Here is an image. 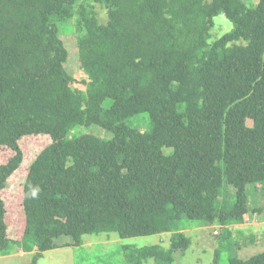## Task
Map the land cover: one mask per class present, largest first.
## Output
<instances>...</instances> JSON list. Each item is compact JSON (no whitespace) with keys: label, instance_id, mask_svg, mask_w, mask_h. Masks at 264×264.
Returning <instances> with one entry per match:
<instances>
[{"label":"trees","instance_id":"16d2710c","mask_svg":"<svg viewBox=\"0 0 264 264\" xmlns=\"http://www.w3.org/2000/svg\"><path fill=\"white\" fill-rule=\"evenodd\" d=\"M219 15L231 27L215 37ZM74 16L82 88L59 37ZM91 126L108 136L75 132ZM28 136L42 147L25 156ZM0 148V255L37 264L85 234L170 232L167 248L124 256L176 264L187 219L220 226L213 264L222 252L264 264V251L242 259L230 244L248 185L264 183V0H0Z\"/></svg>","mask_w":264,"mask_h":264},{"label":"rangeland","instance_id":"374dc122","mask_svg":"<svg viewBox=\"0 0 264 264\" xmlns=\"http://www.w3.org/2000/svg\"><path fill=\"white\" fill-rule=\"evenodd\" d=\"M83 1V0H82ZM248 5H255L258 0H244ZM91 6L97 14L98 21L107 20V10L105 5L91 2ZM217 21L222 19V25L219 32L218 28H212V35H220L231 27L229 20L223 15L216 17ZM59 37L63 40L68 50V57L65 67L76 80L75 87H81V74L78 69L76 58V26L75 16L59 23ZM216 37V36H215ZM140 120V117H133L128 121L132 126H143L148 117L146 114ZM252 121L247 119V125ZM77 133H91L100 137L108 136L106 131L99 126L81 127L75 130ZM42 147V140L39 137L28 136L21 141V148L24 155L33 150ZM9 150L0 148V161L6 159ZM257 184V185H255ZM227 190L233 194L234 190L229 185H224ZM252 187V188H251ZM233 190V191H232ZM249 209L250 213L246 214L242 223L234 224L230 229V244L239 258H248L249 256L264 251V183H254L248 185ZM261 208V211H252L253 208ZM256 213V214H255ZM181 231L190 238L189 247L176 253V264H213L215 250L222 244L218 237L221 228L219 225H206L201 221L183 219L181 221ZM170 232L157 233L147 236H137L129 238H120L115 233L85 234L80 246H64L51 249L42 254L37 260V264H126L124 256V246L142 247L148 245H160L165 248L169 246ZM68 239V237H62ZM31 253L22 251H13L8 255H0V264H29ZM218 264H228L227 253L222 252ZM146 264H151L149 261Z\"/></svg>","mask_w":264,"mask_h":264},{"label":"clouds","instance_id":"9594fccd","mask_svg":"<svg viewBox=\"0 0 264 264\" xmlns=\"http://www.w3.org/2000/svg\"><path fill=\"white\" fill-rule=\"evenodd\" d=\"M255 185H257V184H255ZM251 188H252V187H251ZM247 190H248V187H247ZM247 194H248V192H247ZM32 195L35 196V195H36V192H33ZM248 197H249V194H248ZM249 202H250V200H249ZM255 214H256V213H255ZM245 215H246V214H245ZM245 215H244V218L247 217V216H245ZM232 226H233V225H231L230 228H231Z\"/></svg>","mask_w":264,"mask_h":264}]
</instances>
